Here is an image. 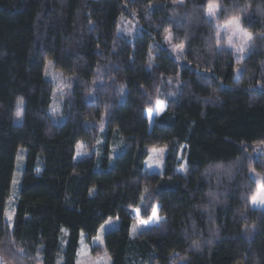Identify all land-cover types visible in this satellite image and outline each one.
Masks as SVG:
<instances>
[{
	"label": "trees",
	"instance_id": "trees-1",
	"mask_svg": "<svg viewBox=\"0 0 264 264\" xmlns=\"http://www.w3.org/2000/svg\"><path fill=\"white\" fill-rule=\"evenodd\" d=\"M209 4L219 6L218 26L239 18L254 38L237 80ZM257 7L264 0H0V255L8 264H76L81 236L93 241L109 220L119 228L95 253L111 264H264V211L251 208L250 175L264 178ZM122 17L137 24L133 36L119 33ZM50 61L70 84L62 123L51 115ZM157 100L167 108L150 126ZM114 135L124 151L111 167ZM153 149H167L163 175L146 171ZM135 224L150 230L133 240Z\"/></svg>",
	"mask_w": 264,
	"mask_h": 264
},
{
	"label": "rangeland",
	"instance_id": "rangeland-1",
	"mask_svg": "<svg viewBox=\"0 0 264 264\" xmlns=\"http://www.w3.org/2000/svg\"><path fill=\"white\" fill-rule=\"evenodd\" d=\"M180 4L183 5L184 0H182V2L180 0ZM213 7L216 8V6H213ZM219 12L220 10L218 8L215 15L213 17H209L208 10H207V16H208V19L211 22H213L216 25V28L218 29V32H219L218 38L221 43V47L235 54V62L237 66L234 71V77L237 80L240 77L242 70H243L242 64L249 56V53L252 47L247 48V51H245L244 53H239L235 51V49L228 44V39L230 36L232 37V43L234 45L243 44V42L247 38L248 33L244 31L241 25V22H240L241 32L238 35H233V30L236 27L235 24H230V22H228L223 26H218L216 23V20L219 15ZM136 32H137V24L127 17H122L119 23V33L130 37V36H133ZM166 41L170 49H172L178 56L182 55V50L173 46L172 40L170 37H168ZM248 43L252 45L253 41H249ZM44 77L47 81L51 82L54 86L51 115L56 122L62 123L64 121V117H63L64 116L63 115L64 104H65V101H66V98L68 96L69 89H70L69 80L62 73L55 70L54 62H51V61L46 64ZM163 107H167L165 102H164ZM159 111L157 110V105H155V109L151 111V113H155V115H157ZM149 112L150 111L146 112V115H148ZM151 116L153 115L151 114ZM149 124L150 126H152L153 122L149 121ZM103 134H106L105 130L102 131V137L100 138L98 146L95 150L99 158L98 169H100V163L103 158L105 146H106V139ZM153 150L149 152V158L145 164L146 171L150 174L163 175L164 170H165V162L167 158V149H153ZM123 151L124 149H123L122 140H120L116 135H114L112 143H111V147L109 150L111 167H113L114 161L116 160L117 157L122 155ZM85 157H86V153H85L84 146L80 145L78 147L76 159L80 161L84 159ZM179 162H180V168L178 169V173L184 174L185 169H186V161L184 160L182 154L180 156ZM24 168H25V163L23 159L21 158L17 165V176L14 181L12 196L8 203L7 213H6V219L8 217H11V221L7 219V222L10 225L13 224L14 217H15L16 202L18 199L19 191H20V176H21V173L24 171ZM250 175H251V178L257 183V187H258L257 191H258V189L262 185H264V178L259 176L255 172H252ZM251 208L253 210L264 211V206H253L252 203H251ZM119 225H120L119 221L109 220L100 229L98 233L97 237H100V239L99 240L94 239L93 241L89 243H87L86 237L82 235L76 264H111V259L107 254H102L101 256H97L95 251L97 249L104 248L106 235L111 232L116 231L119 228ZM149 230L150 228L147 227L146 225H136L135 224L132 226V229H131V239L134 240L140 235L148 232ZM65 236L66 234L64 233V237ZM0 264H8L1 257V255H0Z\"/></svg>",
	"mask_w": 264,
	"mask_h": 264
},
{
	"label": "snow or ice",
	"instance_id": "snow-or-ice-1",
	"mask_svg": "<svg viewBox=\"0 0 264 264\" xmlns=\"http://www.w3.org/2000/svg\"><path fill=\"white\" fill-rule=\"evenodd\" d=\"M181 2H182V0H181ZM218 8H219L218 5L216 6V8H214L211 4H209V6H208V15H209V17H213L215 15V13H216ZM242 11L247 12V6H245V8ZM257 12H259L261 15H264V7H257ZM230 24H235L236 25L235 29L233 30V35H238L241 32L239 18H236L233 21H230ZM217 35H219V33ZM262 35H264V34H262ZM249 41H253V43H254V38H253V36L251 34H247V38L243 42V44L234 45L232 43V37L230 36L229 39H228V44L230 46H232L235 49V51H237L239 53H244L245 51H247V48L253 46V45L248 43ZM217 44L219 45V40H217ZM178 47L182 48L183 46L180 45ZM238 71H239V69H238ZM156 105H157V110L159 111V110H161L163 108L164 102L160 101V100H157L156 101ZM151 114L152 113L150 111L149 115H151ZM17 116L18 117L20 116V112L19 111L17 112ZM153 151H155V150H153ZM251 203H252L253 206H264V185H262L258 189L256 195L252 196ZM157 212H158L157 208L154 207L152 209V216L150 218L152 222L158 221L159 217H158ZM7 219L9 221H11V217H8ZM141 223L142 224H147V223H149V221H141ZM9 226L11 227V225H9ZM96 239L99 240L100 237H97Z\"/></svg>",
	"mask_w": 264,
	"mask_h": 264
},
{
	"label": "bare ground",
	"instance_id": "bare-ground-1",
	"mask_svg": "<svg viewBox=\"0 0 264 264\" xmlns=\"http://www.w3.org/2000/svg\"><path fill=\"white\" fill-rule=\"evenodd\" d=\"M166 108H167V107H163V108L159 111V113H158L157 115H155V113H152L153 116H151V115L149 116V114H148V115H146V118L148 119V121L153 122L156 118L161 117V116L165 113ZM150 119H151V120H150Z\"/></svg>",
	"mask_w": 264,
	"mask_h": 264
}]
</instances>
